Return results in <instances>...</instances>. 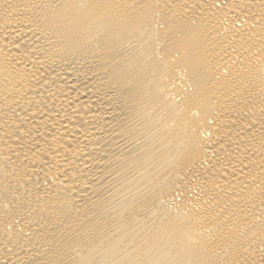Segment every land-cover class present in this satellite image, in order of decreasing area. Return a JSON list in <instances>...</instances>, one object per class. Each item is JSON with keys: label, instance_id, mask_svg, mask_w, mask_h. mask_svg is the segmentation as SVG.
<instances>
[{"label": "bare ground", "instance_id": "6f19581e", "mask_svg": "<svg viewBox=\"0 0 264 264\" xmlns=\"http://www.w3.org/2000/svg\"><path fill=\"white\" fill-rule=\"evenodd\" d=\"M0 264H264V0H0Z\"/></svg>", "mask_w": 264, "mask_h": 264}]
</instances>
